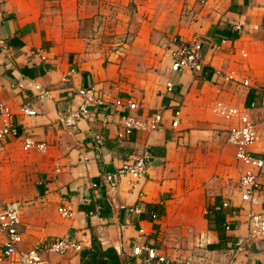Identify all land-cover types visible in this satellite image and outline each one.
Returning a JSON list of instances; mask_svg holds the SVG:
<instances>
[{"label":"crops","instance_id":"0c3cea01","mask_svg":"<svg viewBox=\"0 0 264 264\" xmlns=\"http://www.w3.org/2000/svg\"><path fill=\"white\" fill-rule=\"evenodd\" d=\"M175 37L201 44L199 72L170 70ZM35 85L47 90L44 100ZM89 86L106 101L135 103L137 117L160 111L162 126L119 138L116 112L105 124L98 115L73 128L58 125V114L76 109V91ZM263 93L264 0H0V104L16 130L0 146V204L21 206L19 248L39 246L51 264H84L83 252L106 249L119 264H138L145 254L134 256L136 245L155 248L162 264H263L264 239L234 249L247 236L249 206L240 200L242 169L226 142L234 122L213 110L216 102L245 109L256 131L250 152L262 156ZM26 103L35 116L19 112ZM25 137L47 149L23 150ZM144 149V177L115 176L114 187L105 181ZM260 181L264 205V172ZM60 207L71 216L62 217ZM61 238L81 250L44 249ZM2 243L0 234V264Z\"/></svg>","mask_w":264,"mask_h":264},{"label":"built area","instance_id":"2783aa9c","mask_svg":"<svg viewBox=\"0 0 264 264\" xmlns=\"http://www.w3.org/2000/svg\"><path fill=\"white\" fill-rule=\"evenodd\" d=\"M201 2L202 0H197ZM170 70L172 72L190 71L197 73L202 68V46L198 41H185L180 37L171 40V48L169 50ZM226 80H234L232 75L226 77ZM247 81H243V85H247ZM172 84H166V91H172ZM36 98L39 101L47 97V90L38 85L34 86ZM98 90L95 86L88 88H80L76 91V97L79 103L74 110H66L57 116V124L63 128H73L79 121L93 120L95 116L101 115L102 123H107L109 116L113 113L118 114L119 133L118 137H128L139 132H154L160 129L163 122L162 113L160 111L149 117H137L133 113L137 105L128 99L115 98L112 101H106L97 95ZM261 104L264 107V93ZM255 104L251 103L250 107ZM214 113L228 122H234L231 128L227 130L226 142L234 149V159L241 166L242 171L239 174L237 188L240 193V200L249 206L247 213V236L238 238L234 243L236 252L243 249V245L247 241L264 239V205L260 203V193H262L261 178L264 172V155L255 156L250 152V148L256 141V131L254 125L249 121L245 109L230 106L222 102H216L214 105ZM19 112L26 117L35 116L36 110L29 103L22 105ZM10 110L0 104V117L2 119L0 127V146L3 140L10 135H15L16 130L11 121ZM180 112L178 109L173 112L172 127H176ZM95 141L100 146L101 139L95 136ZM22 149L25 151L35 150L44 152L47 149L46 144L35 142L29 137L22 140ZM149 153L146 149L140 155L130 156L113 174H106L105 181L115 185V176H127L132 180H137L145 176L149 164ZM56 173L59 169L56 168ZM92 187H95L93 184ZM223 207L227 203L222 204ZM258 208V209H257ZM218 209V208H217ZM128 211L138 213L139 209L134 207L128 208ZM21 206L17 202H7L0 204V234L3 236L2 243V263L3 264H51L41 254L40 247L35 246L28 250L19 248L21 243V225L20 218ZM58 213L69 218L71 211L67 208H58ZM152 218H155L152 215ZM27 228V227H26ZM48 252L56 254H64L68 250L78 252L81 246L74 243L68 238L55 239L44 246ZM144 252L145 256L139 260L138 264H151L156 262L165 263L166 259L159 255L157 250L149 246L136 245L132 249V254L136 257ZM227 264H244L235 258L228 261ZM264 264V263H263Z\"/></svg>","mask_w":264,"mask_h":264},{"label":"trees","instance_id":"16d2710c","mask_svg":"<svg viewBox=\"0 0 264 264\" xmlns=\"http://www.w3.org/2000/svg\"><path fill=\"white\" fill-rule=\"evenodd\" d=\"M215 214L216 215L213 216V222L219 229L218 231L221 232L218 226L222 223V217L218 213ZM83 253L85 256H88L84 264H119L118 257L112 249L98 250L96 253L89 251Z\"/></svg>","mask_w":264,"mask_h":264}]
</instances>
